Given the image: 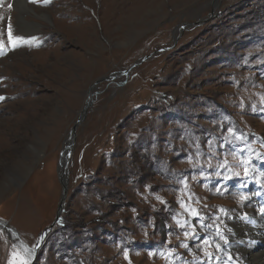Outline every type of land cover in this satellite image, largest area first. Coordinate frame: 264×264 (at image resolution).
<instances>
[{"label":"rangeland","instance_id":"1","mask_svg":"<svg viewBox=\"0 0 264 264\" xmlns=\"http://www.w3.org/2000/svg\"><path fill=\"white\" fill-rule=\"evenodd\" d=\"M4 4L0 264H211L230 216L256 213L245 187L264 189V0ZM3 224L31 251L51 230L33 255Z\"/></svg>","mask_w":264,"mask_h":264},{"label":"bare ground","instance_id":"2","mask_svg":"<svg viewBox=\"0 0 264 264\" xmlns=\"http://www.w3.org/2000/svg\"><path fill=\"white\" fill-rule=\"evenodd\" d=\"M21 0H14L13 3L14 4H11V7L12 9L14 8L13 5H17ZM24 2H29L30 0H22ZM23 4V3H22ZM10 6V5H9ZM4 8V7H2ZM16 8H19V7H16ZM30 9V8H29ZM11 11V10H10ZM31 13H32V16H30L33 20V22H37V21H40L42 20L41 22H44L46 24L48 23H51V20L50 18L46 15V10L44 9H30ZM27 13V12H26ZM30 14V13H29ZM17 15H18V19L20 20V22L25 25H28V26H32V24L36 25L35 23H31L30 21H28V18L25 20V19H22L21 15L22 13H20L19 11L17 12L16 14V22H17ZM14 16H15V12H14ZM14 25V24H13ZM19 29V27H17ZM32 30V29H30ZM29 30V31H30ZM20 31V30H19ZM32 31H37L36 29L35 30H32ZM16 32V31H15ZM40 31H37V32H34L35 34L36 33H39ZM12 34V33H11ZM26 34L30 35H34L31 31L30 33H27ZM13 38V37H12ZM22 38V37H21ZM39 38V37H38ZM41 38V37H40ZM84 39V38H83ZM33 40V39H32ZM18 53V52H17ZM85 60V59H84ZM82 77V76H81ZM98 82V81H97ZM94 85H97V83H95ZM94 87V86H93ZM92 87V88H93ZM90 94L88 95L87 99H90ZM63 169V168H62ZM61 174V172H60ZM249 208V207H248ZM230 217H232V220L230 222V225H228V230H227V233L225 234L224 236V239H222L221 237L218 238L215 243L216 245L220 244V243H223L224 241H226L227 243L225 244L227 250L226 251H220V253L224 256V257H231V258H234V259H238L240 256H241V250L239 248V245L242 243V241L248 236V234L245 232V229L243 228V226L240 224V219H241V216L239 215H236V214H232ZM245 216H243L244 218ZM242 220V219H241ZM246 234V236H245ZM217 235V234H216ZM238 238H240L239 242L234 245L233 242H235L236 240H238ZM233 239V240H232ZM242 240V241H241ZM216 250V249H215ZM218 252V251H217ZM243 255L246 257V260L250 263V264H264V255H261L259 252L257 253H243Z\"/></svg>","mask_w":264,"mask_h":264},{"label":"water","instance_id":"3","mask_svg":"<svg viewBox=\"0 0 264 264\" xmlns=\"http://www.w3.org/2000/svg\"><path fill=\"white\" fill-rule=\"evenodd\" d=\"M208 17H212V16H208ZM202 20H198L196 23L194 24H191L192 27H195V26H199L201 24ZM186 27V25H183L181 26L179 29L180 31L183 30L184 28ZM144 60V59H143ZM141 60V61H143ZM140 61V62H141ZM138 64V63H137ZM106 79V78H105ZM86 104L85 106L83 107L82 109V112L79 116V119L76 121V123L73 125V127L71 128V130L69 131L68 133V138L67 140L65 141L68 142V144H66V147L63 148V150L61 151V154L59 156V161H58V165H57V178H58V181L61 185V195H60V206L59 208H61V205L66 197V193H67V185H68V179H67V169H66V163H67V160H68V154L70 152V149L72 147V144H73V141H74V133H75V130L77 129L78 125L80 124L81 122V119H83V117L86 115V112H88V109L90 108L92 102L87 99L86 100ZM63 168V169H62ZM64 171L60 174L61 171ZM60 210V209H59ZM58 217V216H57ZM55 218L54 222H53V225L55 224V221L58 220V218ZM3 228H5V230L9 233V235L14 239V243L18 246V248L24 252V249L27 248L22 242L21 240H19V237L17 236L16 232L13 230V229H9L6 225H2ZM51 230V227L49 228H46L42 231V233L40 234V239L41 241L38 243L36 249L38 247L41 246L42 244V240L47 236L48 232ZM28 249V248H27ZM35 250L31 251V253H35ZM32 264H34V261H31Z\"/></svg>","mask_w":264,"mask_h":264},{"label":"snow or ice","instance_id":"4","mask_svg":"<svg viewBox=\"0 0 264 264\" xmlns=\"http://www.w3.org/2000/svg\"><path fill=\"white\" fill-rule=\"evenodd\" d=\"M9 38L11 41V32L9 33ZM0 99H3V97H0ZM30 252L31 250L27 248L24 249V253L30 254ZM8 264H30V260L21 252L14 251L13 253H11V258L9 259Z\"/></svg>","mask_w":264,"mask_h":264}]
</instances>
